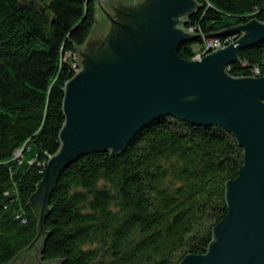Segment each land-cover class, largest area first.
Segmentation results:
<instances>
[{"label":"trees","instance_id":"1","mask_svg":"<svg viewBox=\"0 0 264 264\" xmlns=\"http://www.w3.org/2000/svg\"><path fill=\"white\" fill-rule=\"evenodd\" d=\"M196 1L200 8L184 27L199 36L177 51L187 60L205 39L228 44L237 34L225 31L250 18L264 22V0ZM98 10L95 0H0V264L37 236L29 199L59 148L64 86L75 73L74 54L101 21ZM227 72L264 76V40L241 50ZM242 153L218 126L163 116L119 154L79 157L49 197L41 261L178 264L188 253H205Z\"/></svg>","mask_w":264,"mask_h":264},{"label":"water","instance_id":"2","mask_svg":"<svg viewBox=\"0 0 264 264\" xmlns=\"http://www.w3.org/2000/svg\"><path fill=\"white\" fill-rule=\"evenodd\" d=\"M95 2L101 21L77 49L79 69L64 86L59 148L28 203L37 236L10 264H57L42 262L40 248L61 172L91 152H123L163 116L218 126L243 150L237 176L225 183L226 213L205 253H188L178 264H264V76L227 72L241 50L264 40V22L250 18L221 34H238L234 42L187 60L177 51L199 36L184 27L200 8L196 0Z\"/></svg>","mask_w":264,"mask_h":264},{"label":"built area","instance_id":"3","mask_svg":"<svg viewBox=\"0 0 264 264\" xmlns=\"http://www.w3.org/2000/svg\"><path fill=\"white\" fill-rule=\"evenodd\" d=\"M189 29L190 31H193L194 32V29L192 27H189L187 28ZM238 37V34L237 35H234L232 36V39H226L229 41V43L231 42H234L236 40V38ZM228 43V44H229ZM227 44H224L220 39H205L203 41V44H202V47L201 46H198L197 47V53H195V55L193 56L192 59H200L201 57L200 56H203L205 55L206 53L210 52L211 50H214L216 48H221L223 46H226ZM77 58H78V55L77 53L74 54L73 56V69H74V72L78 71L79 69V65L77 63ZM259 71H258V68H255L254 69V73L257 74ZM22 151H23V147L22 148H19L17 149L15 152H14V157H19L21 156L22 154Z\"/></svg>","mask_w":264,"mask_h":264},{"label":"rangeland","instance_id":"4","mask_svg":"<svg viewBox=\"0 0 264 264\" xmlns=\"http://www.w3.org/2000/svg\"><path fill=\"white\" fill-rule=\"evenodd\" d=\"M197 47H198V45H195V46H194L195 53H197V52H198V51H197Z\"/></svg>","mask_w":264,"mask_h":264}]
</instances>
